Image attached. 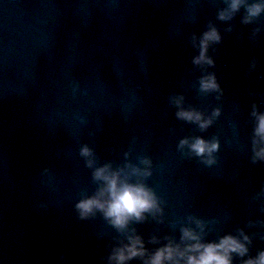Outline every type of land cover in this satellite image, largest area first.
<instances>
[{
    "label": "water",
    "instance_id": "1",
    "mask_svg": "<svg viewBox=\"0 0 264 264\" xmlns=\"http://www.w3.org/2000/svg\"><path fill=\"white\" fill-rule=\"evenodd\" d=\"M229 2L0 0V264H110L133 234L147 251L126 264H145L196 227L189 217L206 242L249 236L232 264L264 251V160L252 147L264 12L245 22L257 2L245 0L222 20ZM210 26L221 37L207 49L213 63L194 64ZM210 73L219 89L202 91ZM179 97L212 123L178 118ZM196 137L218 141L214 163L180 147ZM105 164L152 189L161 211L123 230L99 210L82 218L76 205L102 186L93 172Z\"/></svg>",
    "mask_w": 264,
    "mask_h": 264
},
{
    "label": "clouds",
    "instance_id": "2",
    "mask_svg": "<svg viewBox=\"0 0 264 264\" xmlns=\"http://www.w3.org/2000/svg\"><path fill=\"white\" fill-rule=\"evenodd\" d=\"M245 0H230L228 8L218 13L220 19H228L231 14L236 12ZM264 12V0L247 5V16L244 18L248 22L251 17L258 16ZM221 39L218 30L210 26L199 38V54L193 57L194 64L206 63L211 65L212 59L207 56V49L211 43L219 42ZM195 45V38H194ZM202 91H215L219 89L214 74H208L200 79ZM174 102L179 105L182 97L176 98ZM219 114V109L214 110L213 116ZM177 117L199 124L201 129L208 127L212 123V117L205 118L202 113L179 107ZM255 117V127L253 135V159L264 160V112L253 110ZM188 145L189 150L196 156H206L205 163H214L213 153L218 149L217 140H205L196 137L191 142L187 139L180 141V147ZM81 154L85 157L91 155V150L85 145L81 148ZM145 164L149 161L145 160ZM91 166L92 161H88ZM133 169V172H139ZM144 175H149L145 169ZM93 176L102 182V186L96 194L80 200L76 207L81 217H86L99 210L105 218L118 230L125 229L132 220L141 221L145 219V213L161 211L156 194L143 183H131L122 177L121 172L112 170L105 164L94 170ZM189 222L196 225L183 226L180 229L181 235L179 242L169 239L167 243L157 248L145 264H232V254L240 256L247 253L246 241L249 236L241 231L240 236L225 234L217 241L203 240V221L194 217H189ZM199 229V231H197ZM143 239L136 234L127 237V243L114 249L109 257L110 264H126L127 261L135 257H143L146 253ZM244 264H264V251H260L255 258L244 261Z\"/></svg>",
    "mask_w": 264,
    "mask_h": 264
}]
</instances>
